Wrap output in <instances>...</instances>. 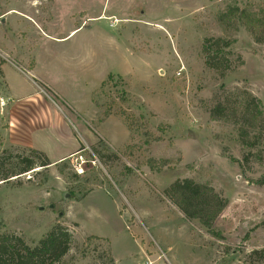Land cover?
Wrapping results in <instances>:
<instances>
[{
  "label": "rangeland",
  "instance_id": "obj_1",
  "mask_svg": "<svg viewBox=\"0 0 264 264\" xmlns=\"http://www.w3.org/2000/svg\"><path fill=\"white\" fill-rule=\"evenodd\" d=\"M233 8L258 13L264 0H0V35L24 73L35 62L75 134L95 137L78 150L82 173L73 158L19 175L28 149L2 145V110L0 174L19 176L0 183V236L36 247L66 228L73 242L57 264H264L252 253L264 249V134L244 146L237 124L211 117L236 90L264 107V45L221 21ZM208 39L230 43L224 77L206 64ZM184 179L227 200L219 236L167 197Z\"/></svg>",
  "mask_w": 264,
  "mask_h": 264
},
{
  "label": "trees",
  "instance_id": "obj_2",
  "mask_svg": "<svg viewBox=\"0 0 264 264\" xmlns=\"http://www.w3.org/2000/svg\"><path fill=\"white\" fill-rule=\"evenodd\" d=\"M221 21L232 22L234 25L240 24L257 44L264 45V8L258 13L233 8L222 16ZM229 47L230 43L223 39H208L203 48L207 66L219 72L222 77L231 69L230 64L223 63L226 60L221 54L223 49ZM2 64L3 60L0 61V66ZM233 95L236 100L232 101V107L230 108L229 105L230 100H218L211 110V117L232 120L239 126L238 132L242 145L254 147L257 141L252 142L251 135H254V139L257 140L264 134V107L260 100L246 90H236L226 99ZM28 153L27 156L20 155V162L24 166L19 175L33 172L38 167L48 168L52 165L44 153L34 149H28ZM4 160L0 159V172ZM155 163V160H150L151 170H156ZM159 164L158 170H162L168 166L169 162L161 161ZM19 175L0 174V183H8ZM165 192L169 200L188 220L197 221L207 233L219 236V233L214 230V224L228 202L213 188L184 179L175 181ZM72 242L73 236L70 231L61 226L55 227L40 240L36 247L28 246L21 237L2 235L0 236V264H57L69 252ZM252 253L260 258L259 260H264V249L255 250ZM109 262L114 264L112 259Z\"/></svg>",
  "mask_w": 264,
  "mask_h": 264
},
{
  "label": "crops",
  "instance_id": "obj_3",
  "mask_svg": "<svg viewBox=\"0 0 264 264\" xmlns=\"http://www.w3.org/2000/svg\"><path fill=\"white\" fill-rule=\"evenodd\" d=\"M3 15L0 14V19ZM3 36L1 33L0 115L7 109L9 117L2 128V145L40 151L47 156L51 166L69 160L81 145L92 143L95 137L89 133L79 138L75 134L70 119L74 116L64 107L71 109V106L45 82L46 78L38 72L35 62L26 69L30 74L23 72L21 53L8 47Z\"/></svg>",
  "mask_w": 264,
  "mask_h": 264
},
{
  "label": "built area",
  "instance_id": "obj_4",
  "mask_svg": "<svg viewBox=\"0 0 264 264\" xmlns=\"http://www.w3.org/2000/svg\"><path fill=\"white\" fill-rule=\"evenodd\" d=\"M24 72V71H23ZM27 74H30L29 71L26 70ZM3 106H5V104H3ZM85 151L86 150H80L77 153H75L74 155H72L70 157V160L74 158V167L76 169V171L80 174L82 173V166H84L85 164L89 163L86 155H85ZM93 164L95 163L94 161H91ZM146 264H152L151 262H148Z\"/></svg>",
  "mask_w": 264,
  "mask_h": 264
}]
</instances>
